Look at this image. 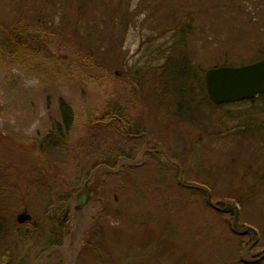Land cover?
<instances>
[{
	"label": "rangeland",
	"instance_id": "rangeland-1",
	"mask_svg": "<svg viewBox=\"0 0 264 264\" xmlns=\"http://www.w3.org/2000/svg\"><path fill=\"white\" fill-rule=\"evenodd\" d=\"M0 23L38 30L64 63V76L38 77L0 62V252L12 264H229L228 223L259 229L241 256L264 257V133L234 134L262 116L247 103L211 107L197 83L194 101L178 104L159 79L179 53L202 81L210 68L260 60L264 0H0ZM60 99L75 111L67 145L34 161L35 133L57 124ZM115 103L140 132L89 130L85 106ZM201 183L211 206L236 209L207 208ZM22 212L31 220L18 224Z\"/></svg>",
	"mask_w": 264,
	"mask_h": 264
},
{
	"label": "trees",
	"instance_id": "trees-1",
	"mask_svg": "<svg viewBox=\"0 0 264 264\" xmlns=\"http://www.w3.org/2000/svg\"><path fill=\"white\" fill-rule=\"evenodd\" d=\"M188 28H190V24L184 25L181 29H179L178 33L180 35L179 37L181 38L180 40L183 41L182 38H184V35L190 32ZM182 41H178V43H181ZM261 56L264 57V53ZM35 60H37L38 62L34 63ZM40 60L52 61L54 63L53 70L50 71L46 66H43L40 63ZM0 62H7L8 64L12 65L17 64L24 71H26L27 74L35 75L38 77H48L50 75L64 76V74L62 75V73L60 72L62 64L64 63L59 61L58 57L52 56L50 54L47 43L43 40V34L36 29L33 30L27 26L19 24H13V26L7 27L4 24L0 23ZM159 79L160 84L162 85L161 89L163 90V92L165 93L169 91L170 94H172L171 99L176 100L178 104L179 102H181V104L184 105V103H187L186 100L190 101L191 99L192 101H194L195 94L192 92V85L193 83H197V86L200 89L199 95L201 101L207 102L211 107L216 109L221 108L224 105H228H214L209 101L205 93L203 81L200 74L193 68V65L189 62L186 54L184 53H179V55L167 59L165 66L162 68V76ZM258 101L262 103V106L258 109L255 108V111L253 110L254 103ZM242 103L249 104V109H251V112H254L253 114H255V116H264V95H257L252 100H245L230 104ZM58 115L59 121L53 126L52 130L44 134H41L40 132L35 133L33 141L36 143L38 148L34 152H29L31 159H33L34 161L41 159V157H39V153H41L45 147L54 148L64 147L67 145L68 135L70 134V130L72 129L75 121V111L69 103H66L63 99H60L58 103ZM83 116L85 118V121L87 122L89 130L110 128L111 131L120 132L122 133V135H124V130L134 134L140 132L139 126H137V131V127L135 126L137 124L134 123L133 120L129 119L125 114V111L121 109L116 103L111 106L105 107L102 112H96L90 106H85L83 110ZM191 117L194 116L192 115ZM191 117L190 119H194ZM262 117L257 121V123L253 121L252 117H245L244 125L241 126L243 128H241L240 126L236 127L235 130L237 131L234 134L237 136L239 135L242 137H246L247 135H249L247 132H250L251 136H253L254 133L258 134L261 131H263L264 133V118ZM47 163L49 165H54L50 161H47ZM41 185L45 186L43 182L41 183ZM201 185L206 187L207 189V193L205 192L207 197L206 199H204L205 206L209 209H213L217 214L222 215V212L218 211L210 204V193L212 192L211 188H209V186H207L205 183H201ZM243 201L244 198L241 197L236 198L232 201V203L238 207L239 214L240 207ZM4 222L5 220H2V218L0 217V230L2 229V224ZM248 225L250 226L251 224ZM227 227L228 231L237 239V248L235 253L236 258H233L229 262V264H261L264 261V257L260 261L256 262H246L242 259L241 253L245 246V239L246 237H248V234L236 232L235 230L231 229L229 223L227 224ZM255 230L260 237V230L257 228ZM92 242L93 241L87 242V245H92ZM100 243L101 240L99 241V244ZM83 244L85 245L86 242L83 241ZM258 245L259 242L255 241L252 247H257ZM104 248H106L105 245ZM106 250L107 249H105V251ZM173 261V264H187L184 261L176 259H174ZM0 264H12V256L9 250L0 252Z\"/></svg>",
	"mask_w": 264,
	"mask_h": 264
},
{
	"label": "water",
	"instance_id": "water-1",
	"mask_svg": "<svg viewBox=\"0 0 264 264\" xmlns=\"http://www.w3.org/2000/svg\"><path fill=\"white\" fill-rule=\"evenodd\" d=\"M204 90L209 101L214 105L230 104L245 100H252L257 95H264V57L256 62L238 67H215L204 72ZM85 194L78 200L82 205ZM222 213H230L235 206L229 205L226 208H216ZM237 212L233 219V228L237 224ZM31 220L26 212L17 215L16 222L24 224ZM252 237L257 236V231L247 227L242 231Z\"/></svg>",
	"mask_w": 264,
	"mask_h": 264
}]
</instances>
